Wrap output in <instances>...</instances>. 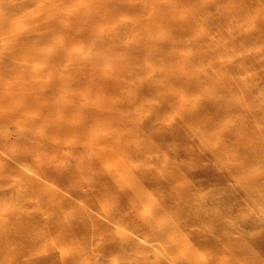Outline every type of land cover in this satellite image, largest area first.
Returning a JSON list of instances; mask_svg holds the SVG:
<instances>
[{
  "label": "rangeland",
  "instance_id": "374dc122",
  "mask_svg": "<svg viewBox=\"0 0 264 264\" xmlns=\"http://www.w3.org/2000/svg\"><path fill=\"white\" fill-rule=\"evenodd\" d=\"M128 1L123 7L132 4L135 10L115 13L106 32L100 27L102 13L78 11L96 16L94 40L117 36L116 62L150 42L130 32L137 28L134 12L155 2ZM38 5L40 0H0V176H8L0 179V253L28 247L24 256L16 253L14 264H62L71 255L73 264H264V0L240 5L202 0L183 8L190 18L183 21L184 30L171 26L166 33L179 38L187 32L183 41L176 39L184 46L178 61L191 58L195 69L191 77L179 75L185 84L180 98L166 107L156 101L153 111L143 101L158 100L157 92L142 95L138 106L127 92L120 110L90 101L97 81L89 83L88 77L94 70L106 69L105 78L115 75L107 58L114 43L86 48L83 37L72 40L64 32L45 39L52 29L42 30L40 22L47 20L34 14ZM86 23L72 26L73 36ZM156 59V65L164 63ZM149 62L145 55L129 59L133 81L127 86L137 94L155 84L142 75ZM159 75L162 81L164 74ZM67 77L73 83L58 82ZM211 77L219 82L212 90L205 86L213 80L195 87L194 79ZM95 124L104 130L127 128L120 126L122 135L106 138L91 129L80 131L81 125ZM59 131L67 137L61 139ZM132 134L137 146L120 160L113 155L100 168L102 178L87 169L85 178L65 181L41 172L47 169L44 158L72 160L53 147L94 157L112 150L117 137ZM29 191L38 196L18 211L35 219L37 227L13 229L7 215L14 205L11 196ZM54 213L60 214L57 224ZM71 232L77 251L72 244L60 245ZM32 244L38 245L36 256L29 253Z\"/></svg>",
  "mask_w": 264,
  "mask_h": 264
},
{
  "label": "bare ground",
  "instance_id": "6f19581e",
  "mask_svg": "<svg viewBox=\"0 0 264 264\" xmlns=\"http://www.w3.org/2000/svg\"><path fill=\"white\" fill-rule=\"evenodd\" d=\"M155 3L148 5L144 7L141 10H138V13H135L136 16H134L133 23H137V28L134 29V31L130 32V35H140L144 37L145 39L149 40V43H145L144 45H137L130 49L129 53H126L122 55V57L112 58L115 54L116 50L119 49V45H117V36H114L112 39L109 37H105V41L92 38V28L97 26V19L96 16L91 15V17L84 16L86 11H98L102 13L104 21L101 23V29L103 31H107L109 26V22H113L115 20L114 17H116L115 13H121V12H128L129 14L135 10V8L128 4L127 8H124L121 4L122 2L129 3L128 0H87L85 2H81L79 0H49L47 4L43 2V0H40L41 6H37L35 8V15L38 17L44 16L47 20V23H42V30H48L52 29V34H48L44 36L45 39H50L53 35V33H60L64 32L67 33L70 39L74 40L77 37H83V42L86 48H94L95 46L99 47L98 45H101L103 42H111V44L114 43L115 50H112L111 55H108V59L110 60L115 75L111 74L108 78L104 77V71L102 69H95L94 70V76H89L88 80L94 82L96 80L97 82L94 83L90 88L91 90L95 91L96 93L94 95L90 96V101H98L101 106L104 108H113L116 110H120L123 106V95L127 92H130V99L134 100L135 105H139L141 103V96L142 95H152L153 93H159L160 96L158 100H155L151 97L147 98L143 101V104L151 111L155 108V102H161L166 107V104L171 102H176L179 96L180 89H182L184 84V78H181L180 76L184 77H191L194 72V65L191 64L192 59L189 58L187 60L178 61V57L182 55L184 52V46H180L179 42H177L176 39L184 40L186 33H183L181 37L179 38H173L171 34L166 33V31L171 27L174 26L178 30H184V25H182L183 21H189L190 18L187 17L185 14H182L183 8H185L188 5H198V2H201L202 0H162L164 2H161L158 4V1L160 0H153ZM209 1V0H208ZM148 2H151V0H148ZM246 0H224V3H231V4H244ZM167 3H170L168 5ZM118 7L116 8L115 6ZM66 8L70 11H66ZM90 8V9H88ZM80 9H88L86 11H83L84 14L78 13ZM134 9V10H133ZM74 12V14H72ZM80 14V16H79ZM160 17V18H159ZM88 19V20H86ZM90 19V20H89ZM84 20L87 21V25L81 29V33L77 36H73L71 32L72 26H77L79 24V21L84 23ZM173 23V24H172ZM189 24V23H188ZM84 25V24H83ZM82 25V26H83ZM191 26V24H190ZM44 27V28H43ZM204 28V26H202ZM109 32V31H108ZM159 35L163 36L164 38L162 40L156 39ZM91 39V41H90ZM167 49L170 51L168 53ZM193 50L195 47L193 46ZM145 55L150 59V62L148 65H146L142 69V75L147 78H151V82L155 83L153 87H150L151 89L145 88L144 86L141 87V91L137 94L134 90H131L127 86V81L132 80L133 81V75H132V66H128L129 59L137 58V56ZM162 57L164 63L160 65H156V58ZM107 59V60H108ZM66 65L65 63L61 64ZM50 68L52 65L49 66ZM48 67V68H49ZM104 67H108L109 65H105ZM143 67V66H142ZM117 69V71H116ZM153 72L158 73L156 75H153ZM159 73H163L164 77L162 81H159ZM180 75V76H179ZM222 75V74H220ZM96 76V78H95ZM202 79V78H201ZM62 81L58 82H64L65 84L69 85L70 83H73L72 79L70 77L61 79ZM213 80V81H212ZM227 82L223 77H220V81ZM212 81L210 86H205L206 89L212 90L215 86L219 85L218 77H211L206 80H200V79H194L195 87L198 86H204L205 84H209ZM198 82V83H197ZM47 83V82H46ZM192 83V82H191ZM204 84V85H203ZM54 85V84H53ZM51 85V86H53ZM98 86V87H97ZM99 90V91H98ZM157 90V91H156ZM41 90L39 89V92ZM134 95V97H133ZM116 100H118V104L116 103ZM114 101V102H113ZM122 101V102H121ZM120 102V103H119ZM131 103V104H133ZM130 106V105H129ZM206 108V106L204 107ZM109 110V109H107ZM106 115L108 113L106 112ZM81 132L86 131L87 129H91L93 132H99L100 135L103 137H110L114 135H122V131H120V126H123L124 128H127L124 124H119V126H112L108 130H104V125L102 124H95L93 127L84 126L81 125ZM65 127V126H62ZM57 136H59L61 139H65L68 135L64 134L63 131H59L56 133ZM113 148L112 150H105L101 152V154L98 156L96 154L94 157L90 156H82L79 158L78 153L76 150L71 151H61L56 150L54 147L52 150L55 153L61 152V157L64 158L65 155H68L70 157L69 160L61 162L57 155H52L50 158H44L42 160V166L46 167L47 169H42L41 172L44 175V178H52L53 176L60 178L61 180H66L67 178L74 177L76 175H80L83 178H85V173L83 172L84 169H87L90 174H92L94 177L102 178V176L99 175L100 168L110 161H112L113 155H117L119 157V160L121 157L128 156L131 153L130 148L137 146V135H127L124 137H117L114 140V143H112ZM122 154V155H121ZM54 167V168H53ZM53 168V169H51ZM51 169V170H48ZM123 174L130 173L129 170H125L124 168L120 169ZM108 177L111 179V177ZM8 176H0L1 180H5ZM105 179V178H103ZM108 182H111V180H107ZM48 193V192H47ZM38 196L37 194H34L33 192H28L25 196H20L18 193H13L11 197H13L12 202L14 203L13 208L11 210L7 211L8 220L10 222V226H14L13 229L25 227V231H31L36 229L35 219L32 220L31 216L27 215H21L18 211V208L20 205L23 204H29L32 202V199L34 197ZM4 197V196H2ZM58 198H56L57 201ZM43 202L41 198L38 199V204ZM55 204V201H53ZM53 207V206H52ZM40 209H46L45 207H41ZM52 209V208H51ZM56 216V220L54 221L56 224L61 221L60 214L54 213ZM74 233L71 232L69 238L64 239L60 245H73V251L78 250V245L76 243V240L73 239ZM33 247V250L30 253L32 256H36V247H38L37 244L35 245H29ZM16 250H13L9 253H0V258L4 259V264H14L16 259L18 258L16 256V253L22 252L23 256L25 253H27L28 247L24 248H13ZM76 261V257L72 256L69 258V260L64 261L62 264H73ZM77 262V261H76Z\"/></svg>",
  "mask_w": 264,
  "mask_h": 264
}]
</instances>
